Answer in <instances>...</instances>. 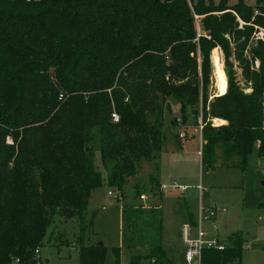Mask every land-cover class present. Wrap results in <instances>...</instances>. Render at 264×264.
I'll use <instances>...</instances> for the list:
<instances>
[{"label":"trees","instance_id":"16d2710c","mask_svg":"<svg viewBox=\"0 0 264 264\" xmlns=\"http://www.w3.org/2000/svg\"><path fill=\"white\" fill-rule=\"evenodd\" d=\"M223 11L224 21L208 15L210 34L198 35L193 15L216 12L202 0H0V264H39L41 247L68 221L82 228L78 264H121V247L85 243L89 202L104 185L123 194L143 161H156L148 185L162 192L169 99L180 107L174 123L202 126L203 168L244 172L252 155L264 158V52L261 72L246 74L252 93L220 60L227 91L224 79L222 95L208 93V47L220 39L226 48L232 19ZM134 189L143 195L140 183ZM159 211L122 210L123 247L147 249L128 264H173ZM225 243L204 250L201 264H241L242 236Z\"/></svg>","mask_w":264,"mask_h":264},{"label":"rangeland","instance_id":"374dc122","mask_svg":"<svg viewBox=\"0 0 264 264\" xmlns=\"http://www.w3.org/2000/svg\"><path fill=\"white\" fill-rule=\"evenodd\" d=\"M202 1L205 5L213 6L216 12L203 16L193 15L198 35L210 34L206 29L209 24L208 15L218 17L219 22L224 19L220 18L222 12L218 11L224 10L223 13L232 15L231 21H227L230 25L229 32L222 35L226 40L224 43L226 48H222L220 39L212 40L208 47L211 70L208 88L210 100L220 95L215 77L214 54L218 55L224 71L231 67L235 84L244 93H252V81L246 74L254 75L262 70L260 56L262 51L264 52V40H258L257 36L259 33L264 34V0ZM237 7L244 12L245 19L234 12ZM211 45L216 47L211 49ZM236 47L240 53L239 58H236ZM227 51H231V55H228ZM197 62L199 66L202 63L199 51ZM220 66L218 62L219 70ZM223 76L227 91V77L224 73ZM168 104L169 109L165 112L163 127L165 145L157 160L159 181L162 186L175 183L187 187V190L183 194L179 190L152 192L148 178L154 171L153 164L156 161L141 162L138 175L124 186L123 194L107 185L92 194L87 218L90 219L93 214L95 216L90 229L84 234L85 243H102L109 249L121 247V264H128L133 255H144L147 249L123 247L122 234L125 225L122 221V210L129 206L143 208L149 212L158 208L160 204L161 241L166 255L173 264H188L184 257L185 246L181 229L184 224L190 223L189 215H194L195 218L202 206L204 209L217 211L212 221L204 222V231L209 235L218 236L221 241L239 234L244 242L241 264H264V158L252 155L244 172L219 167L203 168L199 153L202 144L205 143L201 142V126L197 127L190 121L174 123L181 119L180 107L172 99L168 100ZM209 118L214 127L228 124L223 119ZM95 163L105 177L98 153ZM137 183L144 187L142 194L149 198L145 204L134 194ZM199 185L202 186V191L197 188ZM109 192L112 195H108ZM58 229L60 232L54 230L51 236L52 242L50 244L45 242L41 247L39 264H78L76 241L82 232L81 226L72 221L60 222Z\"/></svg>","mask_w":264,"mask_h":264},{"label":"built area","instance_id":"2783aa9c","mask_svg":"<svg viewBox=\"0 0 264 264\" xmlns=\"http://www.w3.org/2000/svg\"><path fill=\"white\" fill-rule=\"evenodd\" d=\"M257 39L264 40V34L259 33ZM256 65L258 66V63H256ZM112 120L115 123L118 122L119 118L116 113L112 114ZM200 130H202V126L200 127ZM199 153L201 156V151ZM197 188L200 191L203 190L201 185ZM160 189L162 192L167 190H179L183 194L187 190V187L172 183L170 185H161ZM108 195H112V193L109 192ZM139 199L143 202V204L149 200L146 195H141ZM216 214V210L204 209L200 206L197 221L195 223H186L183 225L181 233L185 246L184 257L188 264H201L202 252L206 249H213L217 251H223L226 249L225 241H221L218 237L209 235V233L203 229L204 222L212 221L216 217Z\"/></svg>","mask_w":264,"mask_h":264},{"label":"bare ground","instance_id":"6f19581e","mask_svg":"<svg viewBox=\"0 0 264 264\" xmlns=\"http://www.w3.org/2000/svg\"><path fill=\"white\" fill-rule=\"evenodd\" d=\"M219 57L214 54V65H215V77L218 84L219 94L222 95L224 92V78L218 67ZM223 123V122H222ZM218 124V122H217Z\"/></svg>","mask_w":264,"mask_h":264},{"label":"crops","instance_id":"0c3cea01","mask_svg":"<svg viewBox=\"0 0 264 264\" xmlns=\"http://www.w3.org/2000/svg\"><path fill=\"white\" fill-rule=\"evenodd\" d=\"M219 94V93H218ZM158 208H159V210H160V204H158ZM190 217H189V222L190 223H195L196 221H197V218H198V215L194 218V215H189ZM211 236H213V235H211ZM215 237H218V236H215ZM185 253V252H184ZM40 254V253H39Z\"/></svg>","mask_w":264,"mask_h":264},{"label":"water","instance_id":"95a60500","mask_svg":"<svg viewBox=\"0 0 264 264\" xmlns=\"http://www.w3.org/2000/svg\"><path fill=\"white\" fill-rule=\"evenodd\" d=\"M99 244H102V243H99Z\"/></svg>","mask_w":264,"mask_h":264}]
</instances>
